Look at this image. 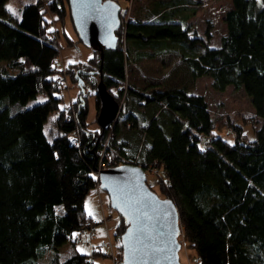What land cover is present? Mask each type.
<instances>
[{
    "label": "trees",
    "instance_id": "trees-1",
    "mask_svg": "<svg viewBox=\"0 0 264 264\" xmlns=\"http://www.w3.org/2000/svg\"><path fill=\"white\" fill-rule=\"evenodd\" d=\"M230 1L217 48L190 39L189 27L174 19L191 0H172L152 21L120 25L116 48L104 51L102 60L92 50L86 63L70 65L66 75L73 83L96 92L97 76L121 105L113 125L90 130L86 92L78 87L73 111L60 106L54 67L60 51L50 25L70 17L67 0H37L16 23L4 10L7 0H0V264H94L91 257L107 258L99 249L83 257L76 239L96 225L84 203L98 173L120 164L159 172L156 185L176 206L197 264H264V0ZM121 34L139 48L173 47L192 82L209 78L216 93L242 90L262 120L255 139L245 141L235 126L233 142L218 136L204 98L181 84L149 94L125 86L129 56ZM39 95L45 101L26 108ZM96 110L98 117L97 96ZM50 119L55 132L45 133ZM125 230L119 216L114 237ZM58 237L68 242L66 252L56 248Z\"/></svg>",
    "mask_w": 264,
    "mask_h": 264
},
{
    "label": "rangeland",
    "instance_id": "rangeland-1",
    "mask_svg": "<svg viewBox=\"0 0 264 264\" xmlns=\"http://www.w3.org/2000/svg\"><path fill=\"white\" fill-rule=\"evenodd\" d=\"M37 0H7L4 10L9 13L11 22L20 21L21 13L26 5L34 3ZM116 1L120 7L122 15L121 30L129 22H149L154 20L159 13L170 8L172 0H111ZM192 5L183 8V11L175 13L176 21H183L185 26L190 29L189 38L200 40L209 48H217L220 40L226 35V26L223 22L225 13L231 8L230 0L208 1V0H191ZM11 9L12 11H9ZM15 13V14H13ZM157 15V16H156ZM47 20L51 22V17L47 15ZM120 30V29H119ZM50 31L54 32V36L58 40L59 56L54 61V67L60 72L59 94L62 95L63 101L61 108L73 111L72 102L77 98L79 88L77 84L66 75L67 68L70 65L86 63L92 56V49L86 47L81 42L73 28L71 18L66 17L64 24L50 25ZM209 33L211 39H207L206 34ZM66 37L73 44H67ZM132 41H125V37L121 34V46L124 52L129 56L126 65L125 86L130 85L141 92L147 94L158 88L181 84L186 87L188 92L193 95L202 96L208 105L209 112L215 121V131L218 136L229 142L234 141L233 128L241 127L245 141H253L255 139V131L261 126L262 120L255 117L254 110L250 99L242 90L236 91L232 87H228L223 93H216L211 88V79L200 78L192 82L188 77V71L183 63L180 55L173 47L160 46L157 49L151 47H136ZM130 51V53H129ZM93 81L98 83V77H93ZM86 92L88 106V124L90 130H97V110H96V92L87 84ZM114 97L117 96L115 91L111 92ZM123 98L120 103H123ZM116 100V99H115ZM42 95L37 96L34 100L28 101L26 108H30L36 104L44 102ZM117 101V100H116ZM55 114L52 118H55ZM70 119V115L66 117ZM50 129L55 132L51 119L44 126L47 133ZM75 139V136L72 137ZM205 147V140L200 144V148ZM110 160H113L112 158ZM134 166V165H133ZM138 167V166H137ZM143 169V168H142ZM146 173V183L149 188L153 189L160 199H163L156 185L158 173L154 169H144ZM84 209L88 217L95 223L87 230L94 231V237L90 240L81 238L78 234L76 243L77 250L83 257L89 258L94 249H99L107 258H92L94 264H115V260L121 258L120 238H115L116 227L119 224V215L110 208L109 198L105 192L92 189L85 198ZM91 212V215H89ZM107 232L113 243L112 248H102L103 242H106ZM82 239V242L79 239ZM179 240L181 250L179 252V261L181 264H197V260L188 244L184 243L181 233ZM56 248L60 252H66L68 242L58 237ZM121 248V247H120ZM46 257V256H45ZM48 259V258H46ZM45 259V260H46Z\"/></svg>",
    "mask_w": 264,
    "mask_h": 264
},
{
    "label": "water",
    "instance_id": "water-1",
    "mask_svg": "<svg viewBox=\"0 0 264 264\" xmlns=\"http://www.w3.org/2000/svg\"><path fill=\"white\" fill-rule=\"evenodd\" d=\"M70 18L79 41L100 53L115 49L120 28V7L111 0H67ZM100 73V70L97 72ZM81 93L84 92L78 81ZM97 124L113 125L121 109L100 81ZM98 188L109 198V205L124 221L120 237L121 264H181L179 214L169 199H160L146 183L141 167L122 165L98 173Z\"/></svg>",
    "mask_w": 264,
    "mask_h": 264
},
{
    "label": "built area",
    "instance_id": "built-area-1",
    "mask_svg": "<svg viewBox=\"0 0 264 264\" xmlns=\"http://www.w3.org/2000/svg\"><path fill=\"white\" fill-rule=\"evenodd\" d=\"M119 166H122L121 164L119 165ZM98 177V176H97ZM97 186H98V184H97ZM105 236H106V242H103V244H102V248H108V249H113L112 248V245H113V243L111 242V239H110V236H109V234L107 233V232H105ZM79 235H80V237L81 238H83L84 239V237L85 238H87V239H92L93 237H94V231L93 230H82L80 233H79ZM79 239V241L80 242H82V239ZM115 264H121V259H119V261H116L115 260Z\"/></svg>",
    "mask_w": 264,
    "mask_h": 264
},
{
    "label": "snow or ice",
    "instance_id": "snow-or-ice-1",
    "mask_svg": "<svg viewBox=\"0 0 264 264\" xmlns=\"http://www.w3.org/2000/svg\"><path fill=\"white\" fill-rule=\"evenodd\" d=\"M9 11H12L11 9H9ZM13 14H15V13H13ZM89 215H91V212H89Z\"/></svg>",
    "mask_w": 264,
    "mask_h": 264
},
{
    "label": "bare ground",
    "instance_id": "bare-ground-1",
    "mask_svg": "<svg viewBox=\"0 0 264 264\" xmlns=\"http://www.w3.org/2000/svg\"><path fill=\"white\" fill-rule=\"evenodd\" d=\"M120 18V17H119Z\"/></svg>",
    "mask_w": 264,
    "mask_h": 264
}]
</instances>
